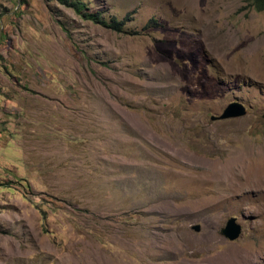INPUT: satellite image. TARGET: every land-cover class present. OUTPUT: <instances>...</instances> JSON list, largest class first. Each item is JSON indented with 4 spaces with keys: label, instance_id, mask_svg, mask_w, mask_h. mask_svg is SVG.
<instances>
[{
    "label": "rangeland",
    "instance_id": "1",
    "mask_svg": "<svg viewBox=\"0 0 264 264\" xmlns=\"http://www.w3.org/2000/svg\"><path fill=\"white\" fill-rule=\"evenodd\" d=\"M79 1L0 0V264H264V13Z\"/></svg>",
    "mask_w": 264,
    "mask_h": 264
},
{
    "label": "water",
    "instance_id": "2",
    "mask_svg": "<svg viewBox=\"0 0 264 264\" xmlns=\"http://www.w3.org/2000/svg\"><path fill=\"white\" fill-rule=\"evenodd\" d=\"M246 114L245 107L239 102H232L230 103L221 113V115L214 117L212 116L211 119H218V120H227L238 118L244 116ZM191 229L195 232H199L200 226L193 225ZM241 233V227L236 223V219L231 217L226 222L224 227L220 229V234L226 237L230 241H234L239 237Z\"/></svg>",
    "mask_w": 264,
    "mask_h": 264
},
{
    "label": "trees",
    "instance_id": "3",
    "mask_svg": "<svg viewBox=\"0 0 264 264\" xmlns=\"http://www.w3.org/2000/svg\"><path fill=\"white\" fill-rule=\"evenodd\" d=\"M63 6L74 9L83 18L92 20L95 23H99L102 26H107L117 32H122V22H117L115 20L111 21L109 24L100 20L98 14L84 13V4L79 0H57ZM251 6L257 12L264 13V0H248Z\"/></svg>",
    "mask_w": 264,
    "mask_h": 264
}]
</instances>
